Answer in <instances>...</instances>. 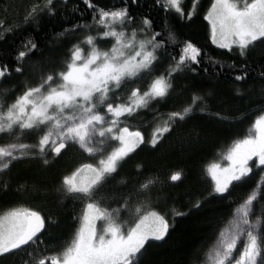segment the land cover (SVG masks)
<instances>
[{
  "label": "snow or ice",
  "instance_id": "snow-or-ice-1",
  "mask_svg": "<svg viewBox=\"0 0 264 264\" xmlns=\"http://www.w3.org/2000/svg\"><path fill=\"white\" fill-rule=\"evenodd\" d=\"M198 20L225 59L183 31ZM232 101L259 114L226 164L201 161L194 200L172 192L184 168L144 175L138 162L122 175L141 150L193 154L218 139L197 121L236 119L212 108ZM65 158L51 187L39 183L55 194L47 212L0 216V264H160L151 250L190 217L205 237L168 264H264V0H26L20 20L0 18V201L28 183L14 187L17 166L48 172Z\"/></svg>",
  "mask_w": 264,
  "mask_h": 264
},
{
  "label": "trees",
  "instance_id": "trees-1",
  "mask_svg": "<svg viewBox=\"0 0 264 264\" xmlns=\"http://www.w3.org/2000/svg\"><path fill=\"white\" fill-rule=\"evenodd\" d=\"M26 0H0V18L6 17L10 23H15L20 20L23 13V6ZM205 8L210 3V0H203ZM5 7L8 11L5 12ZM206 23V22H204ZM27 26L21 24V29L26 30ZM183 31L189 35L194 33V38L200 44H206L205 50L208 51V46L211 47L212 51L209 55L216 59H225L224 56L219 55V53L226 52L227 50L216 49L215 46L210 45V41H206V29L204 24L199 20L192 26L184 28ZM17 33L16 36H9V43L13 41H18ZM259 51V49H257ZM39 71V68L36 69ZM221 92L225 95L228 93V88L226 84L221 85ZM180 100L174 102L175 105H179ZM213 110H222L228 113H234L236 119H232L231 116L229 121L223 124L218 123L211 112L206 114H201L197 123L214 126L223 129V134L218 139H213L202 145L193 154H182L179 152L173 153H152L145 150H141L133 160L129 161L122 172H130L135 163H144V175L153 171H165L167 168L171 167L174 169L184 168L186 171V178L183 183H180L178 187L172 189L173 195L178 199H182L185 202L189 199H195L197 194L203 192L204 188L207 187L205 184L199 183L202 177H199V172L202 167L201 161L204 162L203 166H207L212 162L221 161V152L226 153L227 147L231 146L232 142L236 139H242L248 134L249 128L252 122L255 120L256 116L259 114L253 108L244 106L240 101H232L226 106H221L219 104L212 105ZM171 109H162L161 111H169ZM242 112V114H241ZM151 129H148L150 132ZM168 141H165L167 144ZM163 148V146H162ZM68 166L67 158L61 161L55 169L43 172L36 169L33 173H21L20 166L13 169L14 176V187L23 183L27 180L28 183L23 189L20 190V195L16 198V202L12 204H6L5 201H0V205H5L0 207V215L4 214L6 211L13 207H32L34 210L36 207L41 208L43 211L47 212L54 204V193L48 192L47 194L42 193L39 190V183L41 180H47L49 186L54 183L56 176L61 170ZM36 171L39 172L36 175ZM19 173V175H17ZM258 177H255L256 179ZM4 177H0V182H2ZM210 181V176L208 177ZM34 182L35 188L34 191ZM235 196L239 197L242 193H234ZM115 206V205H113ZM124 219H132L131 216L126 215ZM207 226L203 224H197L194 217H190L186 220L179 221L176 232L173 233L172 237L166 244H162L159 247H153L150 252L149 259L158 260L160 264H168L171 261L181 260L186 252L191 250L193 247L199 245L205 237V229ZM73 230L71 221L64 217L62 222V228L60 230L61 234L67 235ZM214 239V237H213ZM212 240H208L204 246V251L211 246Z\"/></svg>",
  "mask_w": 264,
  "mask_h": 264
},
{
  "label": "rangeland",
  "instance_id": "rangeland-1",
  "mask_svg": "<svg viewBox=\"0 0 264 264\" xmlns=\"http://www.w3.org/2000/svg\"><path fill=\"white\" fill-rule=\"evenodd\" d=\"M39 71H37V73H38ZM254 131V130H253ZM24 142H26V143H28L29 141H24ZM83 162H89V161H87V160H84ZM216 163H224V164H226L227 163V161H226V159L225 160H221V161H219V162H216ZM69 166V165H68ZM37 173H39V172H37L36 171V175H38ZM39 176V175H38ZM2 215H4V214H1L0 216H2ZM241 247H242V245H241ZM238 255V254H237Z\"/></svg>",
  "mask_w": 264,
  "mask_h": 264
}]
</instances>
